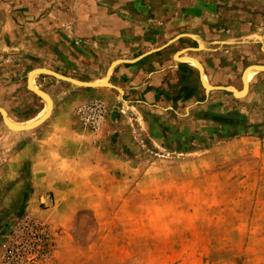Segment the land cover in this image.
<instances>
[{
    "label": "rangeland",
    "instance_id": "obj_1",
    "mask_svg": "<svg viewBox=\"0 0 264 264\" xmlns=\"http://www.w3.org/2000/svg\"><path fill=\"white\" fill-rule=\"evenodd\" d=\"M174 55L201 63L211 86L242 91L246 69L264 66V0H0V108L16 122L45 110L28 88L36 69L85 82L109 74L114 87L102 88L122 97L115 69L161 57L154 99L136 96L138 111L119 114L138 119L141 151L97 205L64 199L62 213L50 191L37 203L44 219L26 212L19 189L17 211L5 214L12 188L0 186L1 264H264V72L238 97L207 91L199 69ZM34 82L56 99L96 89L44 74ZM94 101L107 110L95 136L78 116ZM74 114L95 142L115 118L100 99ZM33 131L14 133L0 114V143Z\"/></svg>",
    "mask_w": 264,
    "mask_h": 264
},
{
    "label": "crops",
    "instance_id": "obj_2",
    "mask_svg": "<svg viewBox=\"0 0 264 264\" xmlns=\"http://www.w3.org/2000/svg\"><path fill=\"white\" fill-rule=\"evenodd\" d=\"M251 34L252 37L255 36L254 32ZM201 46L205 47L203 43ZM160 58L154 56L136 66L127 68L126 65H121L115 71L113 69L116 84L124 86L122 97L114 91L116 87L70 91L57 99L51 96L53 100L51 114L33 131L34 133L23 137L19 142L0 143L1 150L9 151L8 154L0 152V186L9 185L12 188L7 197L8 208L3 212L12 214L17 211V204H20L17 196L19 189L22 192L28 191L26 212L44 219H48L49 215L39 211L37 203L50 191L57 198V206L62 213L69 212L63 207H69L70 202L68 205H62L64 199H73L72 204L77 210L82 206V201L97 205L94 199H97L98 193L104 189L102 185L112 181L118 172L124 173L123 166L129 165L134 151H141L138 119L131 120L128 116L119 114L132 112L130 110L138 111L130 101L136 96L154 99L156 93L153 90L148 91V87L156 88L154 84L158 80L154 70L159 66ZM173 60L176 62L175 55ZM150 65L152 66L149 67ZM168 67L171 68L170 65ZM127 95L131 97L125 99ZM93 99L102 100L115 117L109 125L110 128L98 135V142L92 139L90 132L79 130L78 120L74 114L77 106ZM115 112L117 115H114ZM129 120L135 122L133 127ZM94 205L89 207L92 211H95ZM5 240L6 237L0 236V264Z\"/></svg>",
    "mask_w": 264,
    "mask_h": 264
},
{
    "label": "water",
    "instance_id": "obj_3",
    "mask_svg": "<svg viewBox=\"0 0 264 264\" xmlns=\"http://www.w3.org/2000/svg\"><path fill=\"white\" fill-rule=\"evenodd\" d=\"M192 38H194L193 36H191ZM177 57H178V55H176L175 56V58H176V60H181L182 58H178L177 59ZM122 62H124V61H117L116 63H122ZM199 65H201V66H199ZM200 67V68H199ZM251 67H255V68H257V69H260L261 71H263L264 72V66H262V65H254V66H251ZM250 67V68H251ZM198 69H199V71H200V73H201V77H202V73L204 72V68L202 67V64H198ZM245 73V72H244ZM49 75V76H52V77H54V78H56V79H59V80H61V81H64V82H67V83H70V84H72V85H75V86H77V87H82V88H99V87H114V86H112L110 83H109V80H110V76H109V74H107V76H106V78L104 79V80H102V81H94V82H85V81H80V80H77V79H73V78H69V77H65V76H63V75H60V74H58V73H56V72H53V71H51V70H48V69H36V70H34V71H32L30 74H29V80H28V88L30 89V91L32 92V93H34L35 95H37L38 97H40L43 101H46V102H48V103H51L50 102V100H49V98H50V96L46 93V92H44V91H42V90H40V89H38V90H35L34 89V86L31 84L32 83V78L34 77V76H36V75ZM32 76V77H31ZM243 77H244V74H243ZM202 79V78H201ZM244 79V78H243ZM202 83H203V81H202ZM203 86L205 87V89L208 91L209 90V87L207 88L204 84H203ZM210 89L211 90H222V91H228V92H231L233 95H237V92L234 90V88L233 87H213V86H211L210 87ZM243 91H245V84H244V88H243V90L242 91H240L239 93H241V92H243ZM240 97H243V96H240ZM0 114L2 115V119H3V121H4V123H5V125L9 128V129H11V125H10V123H9V118L5 115V113H4V109L3 108H0ZM212 119L214 120V121H217V122H220V123H233V120H231V119H226V118H223V117H212ZM41 122H39V123H36L34 126H29V127H25V128H23V131H27V130H35V129H37L40 125H42V124H40Z\"/></svg>",
    "mask_w": 264,
    "mask_h": 264
},
{
    "label": "bare ground",
    "instance_id": "obj_4",
    "mask_svg": "<svg viewBox=\"0 0 264 264\" xmlns=\"http://www.w3.org/2000/svg\"><path fill=\"white\" fill-rule=\"evenodd\" d=\"M179 61L180 62H184V63H189V64L194 65V66H196L198 68L199 62H197L196 60H194L192 58L181 59ZM113 68H114V66L110 68V72L109 73H111ZM259 70L260 69H257L255 67H251V68L249 67V68L246 69V71L244 73V77H243L244 78L243 81H244V84H245V91L239 93L238 90L234 89L237 92L236 96L240 97V96H244V95H246L248 93L249 83H250L251 79L254 77V75L259 72ZM202 74H203L202 76H203L204 85L207 88L209 87V90H210L211 85L208 83V80L205 77L204 72ZM34 77L32 78V83L31 84L34 86L35 90H38V87L35 86ZM49 100H50L51 103L46 102L47 104H46L45 110L40 115H38L37 117H34L33 119H30L28 121L16 122L8 115V113L6 111H4L5 115L9 118L8 120H9V123L11 125V130L14 131V132L19 133V132H22L23 128H25V127L34 126L36 123H39V122H41L40 124H42L50 116L51 111H52L53 100H52L51 97L49 98ZM27 131H30V130H27Z\"/></svg>",
    "mask_w": 264,
    "mask_h": 264
},
{
    "label": "built area",
    "instance_id": "obj_5",
    "mask_svg": "<svg viewBox=\"0 0 264 264\" xmlns=\"http://www.w3.org/2000/svg\"><path fill=\"white\" fill-rule=\"evenodd\" d=\"M78 116L81 119L82 126L86 130L91 131L95 136L100 132L102 126L106 122L107 110L102 103L94 101L80 108L78 110ZM11 253L9 250L8 255Z\"/></svg>",
    "mask_w": 264,
    "mask_h": 264
}]
</instances>
